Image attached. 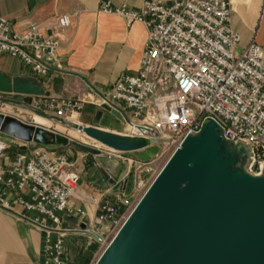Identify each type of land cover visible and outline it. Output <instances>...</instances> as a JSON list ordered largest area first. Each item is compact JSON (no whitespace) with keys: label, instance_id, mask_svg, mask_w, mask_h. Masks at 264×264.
Segmentation results:
<instances>
[{"label":"built area","instance_id":"2783aa9c","mask_svg":"<svg viewBox=\"0 0 264 264\" xmlns=\"http://www.w3.org/2000/svg\"><path fill=\"white\" fill-rule=\"evenodd\" d=\"M99 11L121 16L127 25L142 23L147 30L137 74L119 77L101 96V105L121 114L127 125L123 135L163 143L173 153L212 118L226 138L244 140L262 164L264 44L253 39L236 54L241 36L231 27V0H145L137 9L106 1ZM70 25L71 16L62 13L56 16L50 34H44L37 23L19 32L9 20L0 18V56L17 60L33 78L45 77L57 64ZM0 98L6 100L2 104L18 106L13 102H21L65 120L74 113L79 116L85 102L77 96L14 92H0ZM49 129L55 131L54 125ZM1 136L0 132V158H4L10 145ZM102 147L100 153L109 158L125 159L126 153ZM82 158L85 164L87 159ZM74 166L58 148L42 145L0 162V208L43 231V264H74L68 259L70 234L86 239L79 249L91 248L96 242L103 244L109 226L118 231L123 224L120 209L129 200L121 187L99 190V198L93 201L97 228L89 214L76 207L81 176ZM150 184L141 181L136 187L138 195L142 197ZM76 217L80 226L64 227L67 219Z\"/></svg>","mask_w":264,"mask_h":264},{"label":"water","instance_id":"95a60500","mask_svg":"<svg viewBox=\"0 0 264 264\" xmlns=\"http://www.w3.org/2000/svg\"><path fill=\"white\" fill-rule=\"evenodd\" d=\"M0 92L43 96L33 77L0 72ZM6 101L0 98V102ZM51 121L25 122L0 112V132L42 146H69L64 135L70 127L102 145L124 153L136 152L154 142L121 135L98 127L104 111L121 114L102 104L93 125H84L13 102ZM55 125V131L49 129ZM221 126L207 118L201 130L189 135L139 199L95 264H264V172L258 177L231 176L229 171L248 155L244 145L224 149ZM89 154L99 150L74 142ZM243 150L233 156L228 149Z\"/></svg>","mask_w":264,"mask_h":264},{"label":"crops","instance_id":"0c3cea01","mask_svg":"<svg viewBox=\"0 0 264 264\" xmlns=\"http://www.w3.org/2000/svg\"><path fill=\"white\" fill-rule=\"evenodd\" d=\"M106 1L137 9L145 0H0V18L9 20L19 32L26 30L31 23H37L44 34H50L57 15L68 13L71 16V25L64 32L65 37L58 50L56 66L47 76L36 79L47 95L83 98V110L90 108L89 118H83L82 112L73 116L84 121H93L101 107V96L119 77L137 74L147 41V30L142 23L127 25L121 16L100 12L99 6ZM231 10V27L241 36L237 47L242 50L253 39L263 45L264 0H231ZM0 72L12 77H31L17 60L9 56H0ZM27 111L22 112L7 104L0 108V112L25 122L37 118L39 124L50 125L45 124L47 119ZM110 115L104 111L101 121ZM1 137L10 149L0 162L9 161L16 152L28 151L38 145L12 137L8 140L4 134ZM58 149L67 153L71 146ZM70 160L73 161V158ZM78 161L76 159V163ZM77 170L81 182L76 191L75 205L89 214L95 226L93 201L99 198V190L102 189L95 184L94 177H89L87 168L79 165ZM80 225L78 217L64 222L65 228ZM43 248L42 230L15 212L0 208V264H43ZM68 259L76 264L70 250Z\"/></svg>","mask_w":264,"mask_h":264},{"label":"rangeland","instance_id":"374dc122","mask_svg":"<svg viewBox=\"0 0 264 264\" xmlns=\"http://www.w3.org/2000/svg\"><path fill=\"white\" fill-rule=\"evenodd\" d=\"M240 52L241 49L236 47V54H239ZM22 68L26 71V67L22 66ZM3 105L4 104L0 102V108H3ZM13 107L21 110L22 112L27 111L18 106ZM27 112L32 113L29 111ZM82 113L83 118H89L91 113L90 108L86 107ZM20 116L26 117L25 115ZM83 118L78 119L75 116H71L69 120L72 122L80 121V123L84 125H93L90 120L84 121ZM45 122V124L48 125L52 124L49 120H46ZM98 127L121 135L127 133L126 123L122 119H119L113 115H110L105 120L100 121ZM64 135L68 136L71 140L69 145L71 146V149L64 154H66L70 159L71 157L73 158V162L75 163L74 169L77 170L79 165L87 168L88 172L90 173L89 177H94L95 184L102 190H107L111 187H115V189L119 187L122 188V194L127 196L126 199L129 200V203L123 205V207L120 209V221L122 223L128 217L141 197V195H138V191L136 189L137 185L141 181H145V183H151L172 154V150H169L167 145H164L163 143H153L151 146L143 150L126 153L123 155L125 159L119 160L113 157L109 158L108 155L102 152L100 153V151L98 155H93L78 149L74 145V142L91 146L97 150H104L102 147L104 145L87 137L84 133L79 132L76 129L68 127L66 128ZM5 136L8 140H11L10 136ZM223 142L224 149L231 146L232 144H234L236 148L244 145L245 150L249 152L248 155L241 158L240 162L236 166H233L230 169L229 173L231 176L237 177L246 175L258 177L264 172V161L261 165L258 164L254 154H252L251 147L246 144L244 140L233 141L227 138L224 139ZM49 147L62 148L64 146ZM64 148H67V146ZM82 157L87 159L85 164H83ZM76 159L79 160L77 163ZM109 195L112 197L113 193H110ZM94 227H99V223H97L96 219ZM116 233L117 228L113 229L109 226L108 230H106L102 236V239L104 240L103 244L101 241H99L96 242L91 248L82 247L81 249H79V246H84L86 239L84 237L70 234L66 241L70 246L69 250L71 251L73 260L76 262V264H86V260H89V263L94 264L113 240Z\"/></svg>","mask_w":264,"mask_h":264},{"label":"bare ground","instance_id":"6f19581e","mask_svg":"<svg viewBox=\"0 0 264 264\" xmlns=\"http://www.w3.org/2000/svg\"><path fill=\"white\" fill-rule=\"evenodd\" d=\"M29 112H31V111H29ZM33 113V112H32ZM73 115H77L76 113H74ZM72 115V116H73ZM42 117V116H41ZM44 118V117H43ZM46 119V118H45ZM48 120V119H47ZM50 121V120H49ZM72 122V121H71ZM74 123H77V124H81V123H79V122H76V121H74ZM79 131V130H78ZM79 132H81V131H79ZM83 133V132H82ZM229 150V152L230 153H232L233 154V156H235V155H237V156H241L242 154H243V150L240 148V149H238L237 151H234V149H228ZM137 205V204H136ZM135 205V206H136ZM134 209V208H133ZM132 209V210H133Z\"/></svg>","mask_w":264,"mask_h":264},{"label":"trees","instance_id":"16d2710c","mask_svg":"<svg viewBox=\"0 0 264 264\" xmlns=\"http://www.w3.org/2000/svg\"><path fill=\"white\" fill-rule=\"evenodd\" d=\"M86 264H89V260H86Z\"/></svg>","mask_w":264,"mask_h":264}]
</instances>
